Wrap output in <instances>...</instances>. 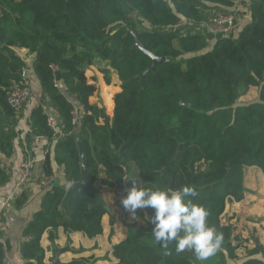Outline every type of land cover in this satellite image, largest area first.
Masks as SVG:
<instances>
[{"label": "trees", "instance_id": "obj_1", "mask_svg": "<svg viewBox=\"0 0 264 264\" xmlns=\"http://www.w3.org/2000/svg\"><path fill=\"white\" fill-rule=\"evenodd\" d=\"M241 1L0 0V107L14 115L7 95L25 84L27 69L15 50H26L48 100L33 111L34 124L40 134L55 138L54 161L63 167L62 185L46 189L41 210L23 232L24 264H45L40 242L49 229L50 242L59 227L89 238L102 232L108 211L90 207L92 196L73 199L61 210L67 184L80 179L78 143L92 185L102 170L101 185L125 193L133 180L153 190L195 187L199 197L193 202L211 211L208 224L224 234L222 250L205 264H264L257 239L238 259L243 243L221 223L227 202H240L248 192L244 169L257 167L264 174V0L243 3L247 22L228 36L194 27L209 11L237 15ZM180 20H185L181 29H163ZM146 53L166 61L134 78L152 62ZM97 64H104L100 73L106 85L112 71L120 82L112 119L91 101L98 88L85 72ZM249 88L257 89L256 101L239 104ZM45 106L58 122L56 137L47 127ZM200 162L208 164L205 170ZM42 168L55 178L48 156ZM153 215L151 208L138 210L127 224L126 240L113 247L117 264H200L192 252L176 255L175 244L169 246L171 257L162 255L152 237ZM3 259L0 247V264Z\"/></svg>", "mask_w": 264, "mask_h": 264}, {"label": "crops", "instance_id": "obj_2", "mask_svg": "<svg viewBox=\"0 0 264 264\" xmlns=\"http://www.w3.org/2000/svg\"><path fill=\"white\" fill-rule=\"evenodd\" d=\"M242 1L246 2L247 0ZM23 62L27 66L26 72H24L25 84L27 87L29 86L30 91L27 104L18 116L10 113L7 115L0 107V247L4 251L2 264H24L21 257L22 244L25 242L23 232L26 225L41 210L43 199L47 193V190L38 186L36 182L44 175L42 166L47 156L50 158V166L56 179L55 186L62 185L63 180V167L54 161L57 141L55 138L40 134L33 120V111L48 100L33 72L32 60L30 61L28 58L27 61ZM92 68L90 67V69ZM86 77L91 83V80L95 78V84L100 88V91L91 98V101L103 104L105 108H110L109 111H111L114 95L121 91L119 85L114 88L105 86V89L114 90L111 91V95H107L106 90L100 87L102 84L98 73L93 76L86 74ZM106 114L112 119L113 114H108V112ZM27 158L34 160L35 182L16 193L14 186L17 165ZM103 179L102 173L98 186L101 188L100 190L95 186V189L102 196L104 207L108 211L101 220V234L89 238L82 232L67 233L63 227H59L55 231L56 239L54 242H50L48 240L50 229L47 230L40 242L45 252V264L53 263L55 255L60 252L62 253L58 259L62 264L118 263L113 255V247L126 240L127 228L120 223L117 214L106 206L109 199L105 194L115 190L116 186H102L101 181ZM244 187L248 192L243 200L226 204L222 223L232 227L233 235L240 239L243 247L247 248L248 246L246 242L249 240V234L254 235L255 239L264 247V174L259 168H245ZM111 226L112 235L110 234ZM253 240L250 239L249 243L252 244ZM241 250L242 248L238 250V252L240 251L239 255L236 254L238 259L246 257L241 256ZM249 250L252 249L249 248Z\"/></svg>", "mask_w": 264, "mask_h": 264}, {"label": "clouds", "instance_id": "obj_3", "mask_svg": "<svg viewBox=\"0 0 264 264\" xmlns=\"http://www.w3.org/2000/svg\"><path fill=\"white\" fill-rule=\"evenodd\" d=\"M125 191L121 204L133 219L137 218L138 210H154L150 220L155 226L152 237L164 250V257L173 255L171 244H175L176 255L192 252L200 264H205L222 250L224 234L208 224L211 211L193 202L192 198L199 197L195 187L184 186L177 190L157 187L153 190L133 180L132 187ZM32 264L36 262L33 260Z\"/></svg>", "mask_w": 264, "mask_h": 264}, {"label": "built area", "instance_id": "obj_4", "mask_svg": "<svg viewBox=\"0 0 264 264\" xmlns=\"http://www.w3.org/2000/svg\"><path fill=\"white\" fill-rule=\"evenodd\" d=\"M237 15L235 13H213L205 21L197 22L194 24V27L205 34H210L214 37L218 36H228L232 34L235 30ZM185 24V21L180 20L175 24L166 25L163 27L165 30L176 31L181 29ZM53 70L56 69L55 66H51ZM57 87V85H55ZM30 98V91L26 84L14 86L9 94L7 95V105L14 113L15 116H18L25 106L26 102ZM46 112V124L47 127L51 130L53 137H56L60 131L58 128V122L55 116L48 110L47 106L44 107ZM73 118L74 121L77 118V108L73 109ZM55 178L49 175H42L39 180H37V185L47 189L52 187L55 184ZM35 182L34 174V160L32 158H27L22 160L17 165L16 177H15V186L14 191L20 192L25 188L29 187ZM70 184L67 185V188ZM66 188V189H67Z\"/></svg>", "mask_w": 264, "mask_h": 264}, {"label": "rangeland", "instance_id": "obj_5", "mask_svg": "<svg viewBox=\"0 0 264 264\" xmlns=\"http://www.w3.org/2000/svg\"><path fill=\"white\" fill-rule=\"evenodd\" d=\"M246 2H247V4H249L250 0H247ZM246 2H244V1L239 2L238 6L236 7V8H238V11H239V12H237V20H236V26H235V30H237V31L241 30L244 27L245 22H247L246 19H248V14L247 15L242 14V12L243 13L245 12V8L243 7V3H246ZM213 13L215 14L216 12L209 11V14H208L209 16L207 18H209ZM133 17H135V16L132 15L130 17V19H134ZM183 21H185V20H183ZM198 32H200V31H198ZM212 40L215 41L214 38ZM213 41L208 42V47H210V48L212 47ZM15 52L17 53L19 58L21 57L20 58L21 60L23 59L22 61H27L28 58L30 59V61L32 60V56L26 50H15ZM103 66H104V64H97V65L93 66L92 69H90V67H89L87 69V71L85 72V75L87 74V75L93 76L94 74L98 73V77L101 79V84H102V86H100V87H102L103 90L105 89V86H110L111 88H114L116 85H120V82L118 81V79L116 77V73L113 71L110 74L111 84L110 85L105 84L104 79H103V75L100 73V69H102ZM95 83H96V81H95ZM97 88H98V91H100V88L98 86H97ZM105 90L107 92V95H111V91H114L113 89H105ZM257 93L258 92H257L256 88H249L248 91L246 92V94L238 100V103L239 104H249L251 102H255L257 99ZM27 102H26V104H27ZM100 105L105 109L106 113L108 112V114H113L112 109H114V102H113V106H112L111 111H109L110 108H105L103 104H100ZM52 112L53 111L51 110V113ZM52 114L54 115V113H52ZM207 165L208 164L206 162H200L197 164V166L200 167V169H202V170H205L207 168ZM244 171H245V169H244ZM101 174L102 173L100 170L99 179H100ZM130 180H131V177H130ZM72 183H74V182H72ZM69 184H71V183H69ZM99 184H100L99 181H97V183H95L92 186H93V188H95V186L98 187ZM131 187H132V185L128 186V189ZM100 189L101 188L98 187V190H100ZM65 192H66V190H65ZM105 195H107L108 199H109V203L106 204V206H108L114 213L117 214V216L120 220V223L123 226H125V228H126L127 224H129V223H131L137 219V218L133 219L131 214L129 212L125 211V209L123 208V206L121 204V199L126 196V193L124 191H122L119 187L116 186L115 190H112L109 192V194H105ZM230 202L233 203V201H229L227 203H230ZM222 216H223V214H222ZM222 216H221V223L223 222ZM250 239L251 240L255 239V236L254 235L251 236V234H249V240ZM241 240H244V239H241ZM249 240H247V242H246V244L248 245L247 248L242 247V250H241V256L242 257L247 256V254H248L247 250H249V248L253 249V242L251 244V243H249ZM239 252L237 251V255H239Z\"/></svg>", "mask_w": 264, "mask_h": 264}, {"label": "water", "instance_id": "obj_6", "mask_svg": "<svg viewBox=\"0 0 264 264\" xmlns=\"http://www.w3.org/2000/svg\"><path fill=\"white\" fill-rule=\"evenodd\" d=\"M152 60V62L149 64V66L141 73L136 75L134 78L142 79L148 72H150L153 67L156 64L164 63L166 60L165 58H159L151 53H146ZM79 148V155H80V180L74 183H71L68 188L66 189L65 196L61 203V210L73 199L80 198L85 199L88 196H92L94 198L93 203L90 205L96 206V205H102L104 206L103 199L101 194L92 186V183L89 179V169L86 165V159L85 155L82 149V146L80 143H78ZM57 253L55 255V258L53 260V264H62L59 261V255L61 254Z\"/></svg>", "mask_w": 264, "mask_h": 264}]
</instances>
